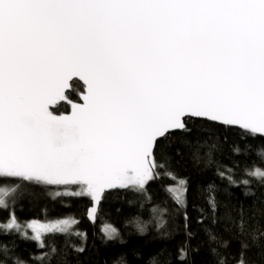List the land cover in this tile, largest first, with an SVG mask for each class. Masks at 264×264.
I'll list each match as a JSON object with an SVG mask.
<instances>
[{"label":"snow or ice","instance_id":"6c2138e0","mask_svg":"<svg viewBox=\"0 0 264 264\" xmlns=\"http://www.w3.org/2000/svg\"><path fill=\"white\" fill-rule=\"evenodd\" d=\"M195 118L264 139V0H0V178L79 185L97 206L109 189L147 195L168 159L159 141L180 132L190 146ZM68 223L30 226L40 240Z\"/></svg>","mask_w":264,"mask_h":264},{"label":"trees","instance_id":"16d2710c","mask_svg":"<svg viewBox=\"0 0 264 264\" xmlns=\"http://www.w3.org/2000/svg\"><path fill=\"white\" fill-rule=\"evenodd\" d=\"M188 126L190 146L180 132L159 141L167 146L168 159L160 160L165 167L154 170L159 177L145 185L147 195L130 188L106 191L94 221L87 218L92 198L73 194L79 185L0 178V185L14 189L7 209L0 206V222L8 221L10 215L19 222L70 216L76 220L71 230L47 232L40 240L0 228V263L151 264L155 258L156 264H219L223 257L226 264H238L243 251L247 264H264V183L249 174L264 169V139L244 136L237 126L224 127L202 118L189 121ZM236 147L239 152L233 151ZM219 171L225 172L224 178ZM229 175L237 181L235 185L229 183ZM243 180L249 183L244 185ZM175 186L183 191L179 199ZM212 196L217 202L215 214L208 204ZM184 197L186 207L181 206ZM241 207L243 233L238 227ZM137 219L145 231L137 229ZM108 227L118 230L119 236L106 238ZM253 231L258 235L256 241L251 238ZM209 233L216 239H210ZM242 242L248 245L246 249ZM181 248L187 252L184 259Z\"/></svg>","mask_w":264,"mask_h":264},{"label":"rangeland","instance_id":"374dc122","mask_svg":"<svg viewBox=\"0 0 264 264\" xmlns=\"http://www.w3.org/2000/svg\"><path fill=\"white\" fill-rule=\"evenodd\" d=\"M175 188L176 189H174V193L176 195H178V193H177L176 190L177 189H180V197H181L182 192H183L182 191V188H180L179 186H175ZM78 190H80V187H79ZM13 191H14L13 187H10V186H7V185H0V200H3L4 205H6L11 200V196L13 195ZM68 191L69 190H66L65 192H68ZM53 194H57V192L54 191ZM0 206H3V205H0ZM63 220H68L69 221V223L67 225H62V227L64 228V231L71 230L73 228V226L75 225V223H76V220L72 216H70V217H63V218L61 217V218H58V219H50V220H38V219H36V220H29L27 222H19V221L16 220L17 224L19 225V228H17V227L14 226L13 228H9L6 231H9V230L20 231V232H22L24 234L30 235L31 237L35 238V231L30 226V222L36 221V222H39L41 224H51V223H60ZM8 222H9V220L6 221V222H0V228L3 229L2 226L6 225ZM44 234L45 233H42L41 234V237Z\"/></svg>","mask_w":264,"mask_h":264},{"label":"water","instance_id":"95a60500","mask_svg":"<svg viewBox=\"0 0 264 264\" xmlns=\"http://www.w3.org/2000/svg\"><path fill=\"white\" fill-rule=\"evenodd\" d=\"M68 114H70V112H69ZM109 190H111V189H109ZM109 190H106V191H109ZM101 201H102V200H101ZM99 206H100V204L97 206V205L95 204V202L92 200L90 206H89L88 209H87V218H88L90 221H94V220H95V219H93V218L89 215L90 209L93 208V207H97V212H98ZM95 218H96V217H95Z\"/></svg>","mask_w":264,"mask_h":264},{"label":"flooded vegetation","instance_id":"af4514ba","mask_svg":"<svg viewBox=\"0 0 264 264\" xmlns=\"http://www.w3.org/2000/svg\"><path fill=\"white\" fill-rule=\"evenodd\" d=\"M64 114H68L69 112H70V109H68V110H65V111H63V109L61 110ZM66 191V190H65ZM55 192H57V194H59L60 192L59 191H55Z\"/></svg>","mask_w":264,"mask_h":264}]
</instances>
